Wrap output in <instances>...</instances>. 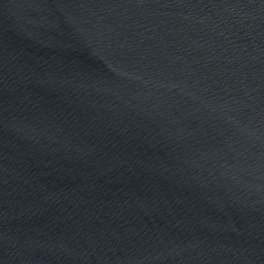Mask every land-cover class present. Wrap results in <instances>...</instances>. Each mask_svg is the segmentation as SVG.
Listing matches in <instances>:
<instances>
[{
    "label": "water",
    "instance_id": "obj_1",
    "mask_svg": "<svg viewBox=\"0 0 264 264\" xmlns=\"http://www.w3.org/2000/svg\"><path fill=\"white\" fill-rule=\"evenodd\" d=\"M0 264H264V0H0Z\"/></svg>",
    "mask_w": 264,
    "mask_h": 264
}]
</instances>
